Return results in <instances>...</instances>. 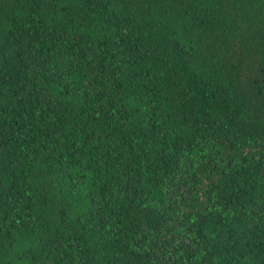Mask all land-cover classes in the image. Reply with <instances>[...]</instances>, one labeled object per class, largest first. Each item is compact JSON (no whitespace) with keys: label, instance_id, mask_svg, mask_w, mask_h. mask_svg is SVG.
Masks as SVG:
<instances>
[{"label":"trees","instance_id":"16d2710c","mask_svg":"<svg viewBox=\"0 0 264 264\" xmlns=\"http://www.w3.org/2000/svg\"><path fill=\"white\" fill-rule=\"evenodd\" d=\"M0 264H264V0H0Z\"/></svg>","mask_w":264,"mask_h":264}]
</instances>
